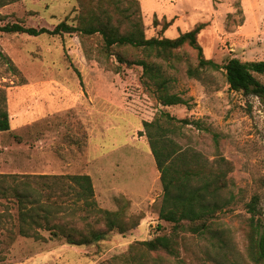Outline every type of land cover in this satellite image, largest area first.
Wrapping results in <instances>:
<instances>
[{"label": "rangeland", "instance_id": "rangeland-1", "mask_svg": "<svg viewBox=\"0 0 264 264\" xmlns=\"http://www.w3.org/2000/svg\"><path fill=\"white\" fill-rule=\"evenodd\" d=\"M138 2L146 37L174 38L202 24L197 42L205 58L220 65L230 58L264 60V0ZM80 9L78 0H15L0 6V25L17 22L52 29L63 20L76 25ZM154 17L159 25L153 24ZM163 20L170 24L161 31ZM126 53L141 57L138 51ZM195 63L196 51L187 46L171 64L159 61L169 92L186 101L163 106L141 84V67L120 64L98 34L0 32V105L9 118V130L0 133V174L61 176L48 199L57 204L72 197L65 195L71 191L66 176L87 174L99 208L116 213L122 223H137L86 246L69 245L43 229L35 239L19 234L15 197L0 196V264H98L115 256L138 258V241L174 232L179 264H257L249 248L252 221L264 225V99L231 90L222 69L189 77L187 66ZM254 76L264 84V73ZM162 110L190 121L170 134L181 149L199 152L209 162L219 153L231 167L227 180L233 200L202 233L189 231V222L182 221L175 230L173 223L159 218L162 185L142 122ZM11 178L3 185L11 184ZM34 180L39 182L36 190L48 193L41 179ZM44 195L39 199L47 202ZM253 197L259 213L252 219L246 204ZM92 224L105 227L97 219ZM153 259L176 264L162 252H151L150 263Z\"/></svg>", "mask_w": 264, "mask_h": 264}, {"label": "trees", "instance_id": "trees-1", "mask_svg": "<svg viewBox=\"0 0 264 264\" xmlns=\"http://www.w3.org/2000/svg\"><path fill=\"white\" fill-rule=\"evenodd\" d=\"M12 1L15 0H5L0 6ZM78 2L81 4V9L76 17V25L68 24L63 20L52 29H48L26 27L14 22L0 25V32L30 36L73 32L87 36L98 34L103 47L111 51L120 64H125L127 67H141V84L151 91L158 103L163 106L186 104L185 99L179 94L169 92L168 78L159 61L171 64V60L179 59V51L187 46L196 51L195 65L193 67L188 65L186 69L189 77L198 78L199 73L204 71L222 69L225 81L231 90L264 99V84L254 76V73H264V60L242 62L237 58H230L220 65L205 58L197 42V34L202 24L179 33L174 38L146 37L138 0H78ZM161 22V31L170 24V21L166 20ZM153 24H160L156 17L153 18ZM128 50L138 51L141 57L126 53ZM0 97L3 100L1 92ZM187 124H190L188 119L177 118L164 110L159 111L151 120L142 122L144 135L147 137L162 185L159 218L173 223L175 230L183 226L182 221L189 222V231L202 233L208 227L207 222L216 216L215 213L228 206L233 200L234 195L229 190L227 180L231 167L219 153L216 159L209 162L201 157L199 152L181 149L170 134ZM7 130H9L8 113L5 107L0 105V132ZM214 143L217 148L218 141L215 135ZM9 176L12 177V183L3 185L4 180ZM35 178L41 179V188H47L48 193L44 195L34 188L35 184L39 183L34 180ZM61 178L53 175L0 174V196L15 197L18 204L20 235L39 239L41 235L38 230L43 229L51 236L64 238L69 245L86 246L105 239L109 232L122 233L137 225V223H122L116 213L97 206L92 182L87 174L66 176L73 194L69 191L65 195H71L70 199L69 197L66 200L60 199L61 205L48 200L53 194L51 192L56 187L58 179ZM43 195L47 202L39 199ZM60 197L59 195L57 198ZM54 206L56 208L52 210ZM256 206V197L246 204L252 219L259 213ZM65 217L70 219L67 223L62 222ZM94 219L103 222L105 227L103 229L93 227ZM250 227V258L257 264H264V225L256 219L252 221ZM174 233L171 236L158 235L138 241L136 246L142 249V254L137 256L138 258L128 255L124 259L120 256L118 260L119 256H115L98 264H156L154 259L153 263L149 261L151 252H162L173 257L176 264H179L174 241L171 238ZM134 249L135 247L131 246L130 251Z\"/></svg>", "mask_w": 264, "mask_h": 264}, {"label": "crops", "instance_id": "crops-1", "mask_svg": "<svg viewBox=\"0 0 264 264\" xmlns=\"http://www.w3.org/2000/svg\"><path fill=\"white\" fill-rule=\"evenodd\" d=\"M3 132H5V131H3ZM3 132H0V133H3Z\"/></svg>", "mask_w": 264, "mask_h": 264}]
</instances>
